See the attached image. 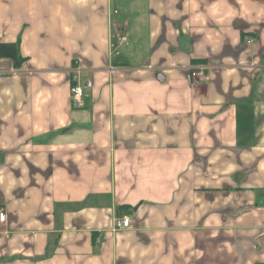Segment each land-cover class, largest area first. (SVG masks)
Here are the masks:
<instances>
[{
  "label": "crops",
  "instance_id": "obj_1",
  "mask_svg": "<svg viewBox=\"0 0 264 264\" xmlns=\"http://www.w3.org/2000/svg\"><path fill=\"white\" fill-rule=\"evenodd\" d=\"M0 211V264H264V0H0Z\"/></svg>",
  "mask_w": 264,
  "mask_h": 264
},
{
  "label": "built area",
  "instance_id": "obj_2",
  "mask_svg": "<svg viewBox=\"0 0 264 264\" xmlns=\"http://www.w3.org/2000/svg\"><path fill=\"white\" fill-rule=\"evenodd\" d=\"M252 42L251 39L246 41L247 44ZM205 70V66L199 65L196 66L193 71L191 72V79L204 82L206 81V76L203 74ZM75 75H79L80 71L78 68L74 70ZM70 100L72 108L74 109H81L84 107V87L78 78H76L72 84L70 85ZM6 221V215L4 212L0 211V223L3 224ZM130 225V218L128 216H122L115 220V227L116 229H125L128 228Z\"/></svg>",
  "mask_w": 264,
  "mask_h": 264
}]
</instances>
